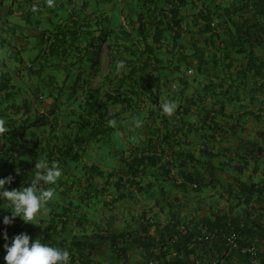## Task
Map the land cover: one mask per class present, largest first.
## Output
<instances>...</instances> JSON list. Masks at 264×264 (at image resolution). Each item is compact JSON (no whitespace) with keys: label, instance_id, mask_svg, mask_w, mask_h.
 <instances>
[{"label":"trees","instance_id":"16d2710c","mask_svg":"<svg viewBox=\"0 0 264 264\" xmlns=\"http://www.w3.org/2000/svg\"><path fill=\"white\" fill-rule=\"evenodd\" d=\"M91 4L83 0L64 25L42 32L40 45L48 56L67 57L77 50V69L89 63L96 75L103 44L116 34L107 17L84 14ZM124 5L129 29L108 46L113 51L105 75V100L100 98L101 88L83 91L86 97L79 123L86 133H77L65 145H54L48 138L47 144L26 148L23 140L30 128L44 127L45 117L54 120L59 116L55 104L46 116L25 119L21 125L3 122L0 176L13 178L4 186L8 190L26 187L42 156L50 163L58 162L62 173L71 176L66 168L82 162L92 141H110L120 130L123 112L110 110V104L119 103L124 115L141 119L145 140L118 154L117 169L105 172L94 164L83 165L85 180L77 182L75 177L69 187L70 192L78 190L80 203L104 197L109 187H115L118 196L109 204L103 202L104 207L149 195L154 188L169 199L162 186L165 182L182 192H199L214 188L221 176L231 177L226 172L229 163L219 160L238 147L224 140L243 130L244 119H264V0H124ZM88 81L78 74L73 88L76 92L88 89ZM166 100L175 102L171 115L160 107ZM27 103L13 105V112L27 115ZM229 106L238 107L239 113H230ZM53 129L52 124L49 131ZM22 157L32 163L18 164ZM14 168L19 171L13 174ZM236 170L241 173L243 168ZM51 186L42 183L41 190ZM225 190L241 207L239 213L187 220L171 210L163 224L144 212L134 230H119L114 217L105 218L104 224L91 221L86 213H79L80 204L71 201L62 214L44 221L41 241L67 250L70 264H127L133 249L144 252L142 264L152 260L159 264H248V255L228 253L225 237L237 232L241 246L256 245L260 264H264V180L256 184L233 178ZM4 216L11 217V211L0 199V264H6L4 244L11 243L20 219L15 217L5 225ZM88 225L94 227L92 237L74 234L75 229L86 231ZM204 231L213 232L216 238L199 241Z\"/></svg>","mask_w":264,"mask_h":264},{"label":"crops","instance_id":"0c3cea01","mask_svg":"<svg viewBox=\"0 0 264 264\" xmlns=\"http://www.w3.org/2000/svg\"><path fill=\"white\" fill-rule=\"evenodd\" d=\"M91 1V6L83 10L84 14L107 17L111 29L117 31L108 13V7L112 5L114 0L111 3L97 1L98 4L93 0ZM82 2L83 0H0V121L7 122L12 126L21 125L25 119L29 121L46 116V112L52 104L56 105L59 113V116L54 120L45 117L46 126L32 127L27 131L23 140L26 148L37 146L36 144L40 142L47 144L48 138L53 140L54 145H65L77 133H86L85 130H81L82 127L79 123L86 97L83 91L87 90V93H90L101 88L100 98L105 100L108 85L105 81V75L109 67L103 74L102 80L97 82L94 79L100 73L93 75L88 66L89 63L84 69H77L79 67L76 64V60L79 58L77 50H74L67 57L61 55L48 56L43 55L44 49L40 45V34L51 32L56 26L64 25L71 17L73 10L79 8L78 6H81ZM122 5L125 24H122L119 30H122L123 34V31L129 27L126 20L128 9L124 5V0H122ZM31 32L34 35H31ZM31 37L34 39L32 40ZM110 40L103 44V48H108ZM84 41L86 44L87 40ZM103 53L102 50V55ZM23 54L29 56L28 66H25ZM78 74H81V79L89 80L87 84L90 86L87 87L88 89H80L76 92L73 85ZM24 100L28 102L26 108H30V113L27 115L14 113L13 105L20 107ZM110 110L113 112L122 110L123 114L118 123L121 127L120 130L111 136L110 141H92L82 162L70 163L66 168V172H69L71 176L62 173L57 182L51 186L55 189L54 196L47 202L46 210H42L37 215L34 221L37 225L25 222L20 218L17 227L15 226L14 236L27 233L31 238L42 239L44 223L53 218V215L62 214L64 209L69 207L71 201L75 205L80 204L82 211L79 213H86L88 219L96 223L104 224L105 218L114 217L115 227H118L119 230L136 229L139 226L140 215L144 212L148 214V217L155 218L163 224L168 222L171 210L177 212L180 218L187 220L236 214L240 212L241 207L237 206L235 200L230 199L225 190L232 183L233 178L256 184L264 180V119L259 122L252 118H246L242 121L241 128L243 130L238 131L235 137L224 140V143L230 142L233 148L238 147L236 152L224 154L219 160L221 163H229L226 172L231 177L227 179L221 176V182L214 184V188L210 186L199 192H182L176 190L172 184L165 182L162 186L169 199L160 195L159 188H154L149 195L124 199L113 206L105 205L106 207H104L103 202L109 204L118 196V190L115 187H109L104 197L92 200L89 204H82L78 200V190L70 192L69 187L75 177H77V182L78 180H85L83 165L94 164L105 172L117 169L119 168L118 154L145 140L146 131L141 126L140 118L134 120L131 113L124 115L123 104L121 103L118 105L110 104ZM238 111V107L229 106L230 113H237ZM130 117H132L131 122L127 120ZM137 121L140 122L139 126L136 124ZM128 122L135 124V128L139 129V131L137 130V137L127 133L126 124ZM234 123L236 124V121ZM52 124L54 129L50 132L49 126ZM252 142L255 143L254 147L251 145ZM103 159L108 160V162H104ZM30 163L32 161L27 157H22L18 161V164L23 165ZM238 168H243V171L239 173L236 170ZM15 171L17 168H14L12 173ZM0 178L4 177L0 176ZM96 184L100 185L101 183L96 181ZM216 191H219V195L215 194ZM95 219L99 220L96 221ZM93 232L94 227L88 225L86 231L75 229L74 234L87 238L88 236L92 237ZM143 255L142 250L133 249L130 262L127 264H142Z\"/></svg>","mask_w":264,"mask_h":264},{"label":"clouds","instance_id":"9594fccd","mask_svg":"<svg viewBox=\"0 0 264 264\" xmlns=\"http://www.w3.org/2000/svg\"><path fill=\"white\" fill-rule=\"evenodd\" d=\"M121 61L117 68L122 67ZM163 113L171 115L175 108V102L165 101L161 106ZM139 121L136 122L139 126ZM3 122L0 121V131H3ZM17 171H19L17 169ZM62 176V169L58 162H49L47 156L36 160L34 173L30 183L20 189L8 190L5 184L12 182V177L0 178V199L5 201V206L11 211V217L4 216L3 223H13L15 217L22 218L25 222L32 224L37 215L46 210V205L54 196L55 189L48 187L41 190V185H53ZM37 225V224H36ZM5 241L8 240L7 232L4 233ZM27 233H20L12 238L11 243H5L6 264H70V253L54 245L41 241L40 238L33 240Z\"/></svg>","mask_w":264,"mask_h":264},{"label":"rangeland","instance_id":"374dc122","mask_svg":"<svg viewBox=\"0 0 264 264\" xmlns=\"http://www.w3.org/2000/svg\"><path fill=\"white\" fill-rule=\"evenodd\" d=\"M103 9H105V7L103 6ZM108 14L112 20H113V26L116 27L115 29L117 31L114 30L115 32V36L114 38H112L110 41H109V44L110 46L113 45V41L118 38V37H121L123 34H122V30H119V27L122 25V24H125L124 23V20H123V16H125L124 12H123V5H122V0H114V2L112 3V5H109L108 7ZM31 35H34L32 32H31ZM31 39L33 40L34 38L31 37ZM103 55H102V62H101V65H100V74L98 77H96L94 80H96L97 82L98 81H101L102 78H103V74L106 73L108 67L110 66V63H111V59H112V55H111V49L108 47V48H103ZM29 56L27 54H23V58L25 59V66H28V63H29ZM133 117V116H132ZM132 117H130L129 119L127 120H130V122L132 121ZM128 122L126 124V127H127V133L129 135H132V136H136L137 137V133L139 131L138 128H135V124H132ZM259 128V127H257ZM138 130V131H137ZM137 131V132H136ZM104 162H108V160L106 159H103ZM217 193L215 194H218L219 195V191H216ZM212 197V196H211ZM222 199V198H221ZM132 208V206H131ZM96 221H98L99 219H95ZM37 238H31L30 241H33ZM119 264H126L124 262H120Z\"/></svg>","mask_w":264,"mask_h":264},{"label":"built area","instance_id":"2783aa9c","mask_svg":"<svg viewBox=\"0 0 264 264\" xmlns=\"http://www.w3.org/2000/svg\"><path fill=\"white\" fill-rule=\"evenodd\" d=\"M215 238L216 235L213 232L204 231L203 234L198 238V240L208 241L210 239H215ZM239 241H240V236L239 233L237 232H232L225 237V243L229 248L228 253L239 251L242 255L249 256L248 264H260V258L258 256V249L256 245L252 244V245L241 246ZM148 264H159V262L156 260H152Z\"/></svg>","mask_w":264,"mask_h":264}]
</instances>
